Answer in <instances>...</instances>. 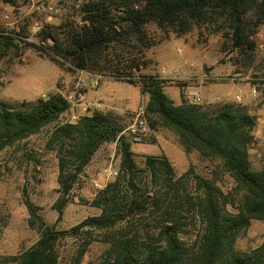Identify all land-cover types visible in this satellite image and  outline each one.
Instances as JSON below:
<instances>
[{"label": "trees", "instance_id": "obj_1", "mask_svg": "<svg viewBox=\"0 0 264 264\" xmlns=\"http://www.w3.org/2000/svg\"><path fill=\"white\" fill-rule=\"evenodd\" d=\"M82 9L80 21L45 23L38 33L40 45L30 46L60 66L139 86L148 95L150 129H169L187 152L197 150L206 158L220 159L244 193L238 211L232 212L212 180L189 171L176 177L165 155L147 156L144 169H139L131 143L120 136V172L94 199L101 213L70 232L76 234L84 227L112 231L107 254L97 264H264V242L246 252L235 249L251 221L264 220V166L255 169L250 159L255 116L234 103L213 110L185 98L176 103L158 75L140 74L139 81L131 77L148 65L145 53L156 42L148 30L151 24L185 32L193 23H206L224 30L234 49L252 51L255 30L264 24V0H90ZM32 16L25 21L30 23ZM15 39L4 34L0 45L9 49L16 46ZM69 107L67 97L58 92L20 107L0 101V151L58 122ZM121 132L115 118L102 110L58 124L53 141L60 142L59 183L64 195L97 150ZM140 171L146 176L141 177ZM189 184L194 186L191 191ZM26 204L31 221L40 224L41 235L18 255H0V264H59L56 246L66 232L47 224L29 200ZM66 204L64 198L58 203L59 215ZM187 215L196 223L191 233ZM134 219L150 222L132 228Z\"/></svg>", "mask_w": 264, "mask_h": 264}, {"label": "rangeland", "instance_id": "obj_2", "mask_svg": "<svg viewBox=\"0 0 264 264\" xmlns=\"http://www.w3.org/2000/svg\"><path fill=\"white\" fill-rule=\"evenodd\" d=\"M89 1L56 0L58 11L54 12L48 9L47 0H15L13 4L0 0V42L4 34L16 37V46L6 49L0 45V101L20 107L58 92L70 103L59 123H73V113L80 119L102 110L92 105L99 101L105 109L102 111L110 113L122 127L116 140L104 143L97 150L65 195L59 183L60 142L53 141L58 122L0 151V255H18L39 239L40 224L31 221L26 204L29 200L47 224L66 232L56 246L59 264L99 263L107 254L112 231L89 227L76 234L70 231L88 217L101 213L94 199L120 172V136L131 143L139 169H144L147 156L165 155L174 166L176 177L189 171L212 180L220 189L226 208L232 212L239 209L244 190L225 171L220 159L206 158L197 150L187 152L179 137L166 128L150 129L145 135L133 132L136 111L141 106L146 107L148 101V95H143L139 86L68 65L60 66L30 46L29 43L40 45L38 33L45 23L58 25L74 18L80 21L82 8ZM32 14L30 23L26 22ZM37 21L40 28L35 27ZM148 30L156 41L145 53L148 65L141 72L134 71L131 77L139 81L140 74L158 75L176 103H181L183 98L189 100L186 91L194 88L205 109L213 110L227 103L241 105L256 118L255 143L250 148L252 166L263 167L264 24L255 30V48L248 52L234 49L230 39L224 36V30L218 31L217 27L206 23H193L185 32L173 28L163 30L155 24L149 25ZM98 77L100 84L95 87ZM69 96L77 103L90 105V110L85 112L73 106ZM110 103L116 108L107 107ZM139 174L146 176L144 171ZM191 184L188 185L190 191L194 187ZM63 198L67 204L59 215L58 203ZM191 217L185 218L190 233L196 224ZM133 221L132 228L150 222L149 219ZM263 242L264 220L253 219L238 236L235 249L246 252Z\"/></svg>", "mask_w": 264, "mask_h": 264}, {"label": "built area", "instance_id": "obj_3", "mask_svg": "<svg viewBox=\"0 0 264 264\" xmlns=\"http://www.w3.org/2000/svg\"><path fill=\"white\" fill-rule=\"evenodd\" d=\"M48 1V9L50 11H54L57 12L58 8L55 6L56 5V0H47ZM35 27L36 28H40L41 25L40 23L37 21L35 22ZM100 83V77H98L97 79H95L94 81V86L97 87ZM187 97L189 99V101L191 103L194 104H200L202 99L201 96L199 94V92L194 89V88H189L186 91ZM70 101L72 102L73 106H79L82 108L83 111L87 112L90 110V105H86L83 102L77 103L75 98L73 96H69ZM92 105L95 108H99L100 104L99 103H92ZM72 122H77L79 120V115L76 113H73L72 115ZM132 130L133 132L137 133V134H141V135H145L149 132L150 127L148 125L147 122V118H146V107L141 106L137 111H136V115H135V121H134V125L132 126Z\"/></svg>", "mask_w": 264, "mask_h": 264}, {"label": "crops", "instance_id": "obj_4", "mask_svg": "<svg viewBox=\"0 0 264 264\" xmlns=\"http://www.w3.org/2000/svg\"><path fill=\"white\" fill-rule=\"evenodd\" d=\"M99 84H100V83H99ZM97 87H99V85H98ZM94 103H99V104H100L99 109H102V110L105 111V109H104V107H103V104H102L101 102H99V101H95ZM111 104H112V103L108 104L107 107H109V108H116L115 104H113V105H111ZM109 110H111V109H109ZM133 110H136V109H133Z\"/></svg>", "mask_w": 264, "mask_h": 264}]
</instances>
